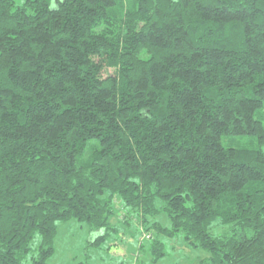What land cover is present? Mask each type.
<instances>
[{
	"label": "trees",
	"instance_id": "1",
	"mask_svg": "<svg viewBox=\"0 0 264 264\" xmlns=\"http://www.w3.org/2000/svg\"><path fill=\"white\" fill-rule=\"evenodd\" d=\"M69 220L264 264V0H0V264Z\"/></svg>",
	"mask_w": 264,
	"mask_h": 264
},
{
	"label": "rangeland",
	"instance_id": "2",
	"mask_svg": "<svg viewBox=\"0 0 264 264\" xmlns=\"http://www.w3.org/2000/svg\"><path fill=\"white\" fill-rule=\"evenodd\" d=\"M21 2L22 0H16L17 4H21ZM58 223V233L54 241L55 253L51 257L53 264H81L85 262L90 264H135V251L130 254V251L124 252V250L128 251L127 247L133 238V236L128 237L131 233L128 236L126 234L125 241H123L122 235H119L117 244L107 250L105 246L98 248L88 245L92 235L79 222L69 220ZM142 229L144 230V227ZM221 229L224 230L223 228H216L215 230L220 232ZM216 231L214 232L217 233ZM170 242L167 245L170 254L162 259L159 264H197L200 258L208 257L207 252L188 248L181 241L171 240ZM140 258L142 259L141 255Z\"/></svg>",
	"mask_w": 264,
	"mask_h": 264
},
{
	"label": "crops",
	"instance_id": "3",
	"mask_svg": "<svg viewBox=\"0 0 264 264\" xmlns=\"http://www.w3.org/2000/svg\"><path fill=\"white\" fill-rule=\"evenodd\" d=\"M131 240V239H130ZM128 244V243H127ZM135 242L133 241V240H131V242L129 243V245H128V247H127V249H128V251H125L124 250V252H126V253H128L129 251V254L130 253H132V252H134V250H135ZM126 256H128L127 254H126ZM126 260V259H125ZM125 263H126V261H125Z\"/></svg>",
	"mask_w": 264,
	"mask_h": 264
},
{
	"label": "built area",
	"instance_id": "4",
	"mask_svg": "<svg viewBox=\"0 0 264 264\" xmlns=\"http://www.w3.org/2000/svg\"><path fill=\"white\" fill-rule=\"evenodd\" d=\"M146 236V238H149V235H145Z\"/></svg>",
	"mask_w": 264,
	"mask_h": 264
}]
</instances>
